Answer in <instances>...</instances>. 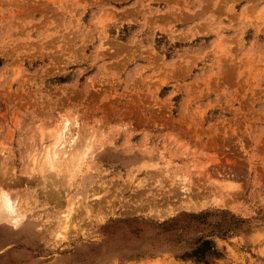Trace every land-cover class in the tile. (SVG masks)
Instances as JSON below:
<instances>
[{
    "label": "rangeland",
    "instance_id": "obj_1",
    "mask_svg": "<svg viewBox=\"0 0 264 264\" xmlns=\"http://www.w3.org/2000/svg\"><path fill=\"white\" fill-rule=\"evenodd\" d=\"M1 189L0 264H264V0H0Z\"/></svg>",
    "mask_w": 264,
    "mask_h": 264
},
{
    "label": "bare ground",
    "instance_id": "obj_2",
    "mask_svg": "<svg viewBox=\"0 0 264 264\" xmlns=\"http://www.w3.org/2000/svg\"><path fill=\"white\" fill-rule=\"evenodd\" d=\"M70 127H67V124H65L61 130L60 133L57 136L55 145L52 149L51 153H48L44 162V171H51L52 169L56 168L58 159H59V153H61V146H64L66 142H68L67 145H72L74 143L73 136L69 135L66 139L64 138V132H69ZM70 137V138H69ZM88 149H94V145H87ZM87 150V149H86ZM81 152L79 155V158L75 160L76 166L79 164V162L83 161L84 158L88 155L89 152ZM89 151V150H88ZM78 163V164H77ZM58 171V170H57ZM56 174V172H55ZM57 175V174H56ZM17 197H12L11 194L7 190L4 191V189L0 190V222H9L14 223L15 225H19L22 218L25 216L22 212V210L17 209L14 204L17 202ZM157 213V212H156ZM23 216V217H22ZM16 227V226H15Z\"/></svg>",
    "mask_w": 264,
    "mask_h": 264
},
{
    "label": "trees",
    "instance_id": "obj_3",
    "mask_svg": "<svg viewBox=\"0 0 264 264\" xmlns=\"http://www.w3.org/2000/svg\"><path fill=\"white\" fill-rule=\"evenodd\" d=\"M214 250L212 242L210 240H204L193 250L190 256L195 258L198 262L210 264L207 259V255L208 253H213Z\"/></svg>",
    "mask_w": 264,
    "mask_h": 264
}]
</instances>
